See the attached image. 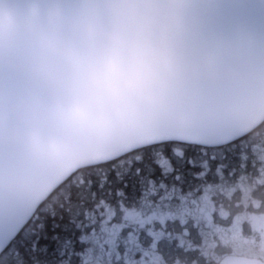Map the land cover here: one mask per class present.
Segmentation results:
<instances>
[{
    "label": "water",
    "instance_id": "water-1",
    "mask_svg": "<svg viewBox=\"0 0 264 264\" xmlns=\"http://www.w3.org/2000/svg\"><path fill=\"white\" fill-rule=\"evenodd\" d=\"M58 3L66 13L80 7L74 0ZM99 4L90 9L109 16L105 0H99ZM7 5L18 23L7 28L0 24V146L5 150L0 168V201L6 210L23 209L27 215L76 169L115 158L141 145L180 137L191 144L218 147L242 138L264 122V48L254 40L243 65L228 66L224 73L225 83L236 94L213 103L206 117H191L176 106L173 101L181 85L175 79L168 102L124 106L61 145L37 150L33 146L37 128L27 117L35 101L52 102L59 97V91L36 72L40 49L29 22L37 14L45 17L51 0H7ZM152 7L157 21L155 33L169 51L182 46L186 36L199 32V24L186 22L171 0H153ZM207 78L215 81L219 76L213 71ZM44 131L60 134L58 126ZM246 264L264 262L246 258Z\"/></svg>",
    "mask_w": 264,
    "mask_h": 264
},
{
    "label": "snow or ice",
    "instance_id": "snow-or-ice-1",
    "mask_svg": "<svg viewBox=\"0 0 264 264\" xmlns=\"http://www.w3.org/2000/svg\"><path fill=\"white\" fill-rule=\"evenodd\" d=\"M80 7L95 8L99 0H74ZM184 20L199 24V32L186 36L179 48L170 51L175 79L181 91L176 106L194 118L208 115L210 106L236 93L227 86L223 76L228 66L240 67L252 41L264 48V0H171ZM216 72L219 78L209 80ZM185 143L180 137H168L141 145L104 161L78 168L67 176L42 202L27 215L23 209L6 210L0 201V264H78L82 247L81 231L86 229L85 211L93 210L101 199L115 200L123 190L130 199L138 195L142 178L158 176L151 150L163 146L172 157L177 171L190 175L192 165L186 151L184 158L172 153V146ZM235 143V147H234ZM238 142L220 144L227 155L238 150ZM143 149L142 160L127 159L132 151ZM5 150L0 146V168ZM131 163L126 171L123 165ZM82 177L74 179V177Z\"/></svg>",
    "mask_w": 264,
    "mask_h": 264
},
{
    "label": "clouds",
    "instance_id": "clouds-1",
    "mask_svg": "<svg viewBox=\"0 0 264 264\" xmlns=\"http://www.w3.org/2000/svg\"><path fill=\"white\" fill-rule=\"evenodd\" d=\"M105 2L109 16L87 7L66 13L51 0L46 16L29 22L40 49L36 72L59 91L52 102L35 101L27 117L37 128V150L61 145L124 106L166 103L171 97L175 70L155 33L153 0ZM17 23L7 0H0V24ZM54 126L59 135L44 131Z\"/></svg>",
    "mask_w": 264,
    "mask_h": 264
},
{
    "label": "flooded vegetation",
    "instance_id": "flooded-vegetation-1",
    "mask_svg": "<svg viewBox=\"0 0 264 264\" xmlns=\"http://www.w3.org/2000/svg\"><path fill=\"white\" fill-rule=\"evenodd\" d=\"M263 123L234 141L246 138V158L241 155L238 164L242 170L230 174L231 177L237 175L234 181L217 184L209 197L205 186L202 195L192 199L183 194L185 189L181 186L169 188L180 194L178 198L183 207L179 209L180 217H169L162 225V232L137 235L138 239L130 241L127 251L121 249L123 245L117 240L114 256L101 258L99 264H246V257L264 261V147L257 142V132ZM261 134L260 138L264 139ZM204 149L222 150L219 147ZM212 158H216V154ZM220 169L217 163L218 174H221ZM230 189L233 191L229 195ZM202 201L212 209L200 208ZM237 201L241 209L233 204ZM173 224L178 227L172 228Z\"/></svg>",
    "mask_w": 264,
    "mask_h": 264
},
{
    "label": "trees",
    "instance_id": "trees-1",
    "mask_svg": "<svg viewBox=\"0 0 264 264\" xmlns=\"http://www.w3.org/2000/svg\"><path fill=\"white\" fill-rule=\"evenodd\" d=\"M257 134L259 135L257 138L258 144L264 147V139L263 137L262 139L260 138V134L264 136V125L258 129ZM238 144V150L233 155H227L222 152V150H206L199 147L193 150V148L189 147V145L187 146L178 143L174 144L172 146V153L177 158H184L186 151L188 152L187 158L192 167L189 169L191 174L187 176L183 171L176 170V165L173 164L172 157L164 151L163 146L153 148L151 150L152 159L156 166L159 167L160 175L144 176L142 178L139 193L134 199H130L128 195L123 193V190H121L115 200L101 199L97 201L93 210L85 211L86 229L82 230L80 233L82 238V247L79 248L80 255L78 264H86V261L88 264H99L100 259L103 258V256L98 254L97 250L93 246L92 237L94 233H97L96 230H99L101 227L100 223L104 219L108 207L116 209L117 216L115 218H120V213L123 212L124 207H141L149 204L155 206L158 203H167L169 201L182 205L178 198L180 194L176 191L172 192L171 189H169L171 187L181 186L185 189L183 194L192 199L195 196L202 195V189L205 186L209 192L212 191L219 183L220 185H225L226 182H232L235 180L237 175L235 174L231 177V172H235L238 169L242 170L238 165L240 163V157L242 155L246 158V145L244 147V144H246V138L238 142ZM215 154L216 158H212ZM144 156L145 151L143 149H139L132 152L131 156L127 159L134 163L142 160ZM222 156H227L228 158L225 159ZM217 163H220L221 174H218V172L215 171V165ZM130 167L131 163L123 165L121 171H126ZM74 179L82 180V177L77 176L74 177ZM197 188H199V191L195 192ZM166 195H173V197L172 199H168V197L167 199H163ZM46 201H48V199ZM161 227V224L156 223L155 228L152 226V229H156L157 232H162ZM101 249L104 255L106 246H102Z\"/></svg>",
    "mask_w": 264,
    "mask_h": 264
},
{
    "label": "rangeland",
    "instance_id": "rangeland-1",
    "mask_svg": "<svg viewBox=\"0 0 264 264\" xmlns=\"http://www.w3.org/2000/svg\"><path fill=\"white\" fill-rule=\"evenodd\" d=\"M232 189H230L229 193L227 192V194L230 195V193L233 191ZM204 191L209 197L211 191L208 192L206 187ZM167 197L170 196L166 195L163 199ZM239 202L240 201H237V203L234 202L233 204L237 205V207L241 209ZM199 206L200 208L202 206L208 207V211L212 209V206L210 204L206 205L204 201H202ZM180 208L183 207L180 204L173 203L171 201L167 203L161 202L155 206L149 204L143 205L141 207H124L123 212L120 213V218H115L117 216V210L108 207L104 216V221L100 223L101 227L99 230H96L97 233L93 234L92 244L97 250L98 254L106 257L105 259L111 258V256H114L113 248H116L117 240H120L121 244L123 245L121 249H125L127 251L130 249V241L134 242L138 239L136 237L137 235H146L147 232H152L150 227H146L147 224H150L155 228L156 223L161 224L162 226L169 217L179 218ZM187 213L189 214L188 211ZM181 217H184V215ZM108 222L110 223L109 225L107 224ZM167 226H169V224H167ZM176 227H178V225L173 224L172 228ZM163 229L164 226L161 227V231H163ZM153 232L157 233L156 229L153 230ZM104 242L108 244V247L104 244ZM102 246H106V256L103 255L101 251Z\"/></svg>",
    "mask_w": 264,
    "mask_h": 264
}]
</instances>
